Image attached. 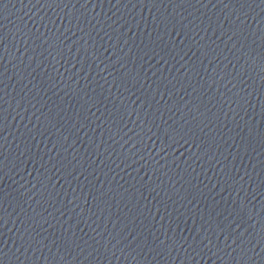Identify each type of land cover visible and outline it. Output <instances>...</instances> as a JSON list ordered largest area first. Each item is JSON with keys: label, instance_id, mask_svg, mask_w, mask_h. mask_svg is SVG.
Here are the masks:
<instances>
[{"label": "water", "instance_id": "95a60500", "mask_svg": "<svg viewBox=\"0 0 264 264\" xmlns=\"http://www.w3.org/2000/svg\"><path fill=\"white\" fill-rule=\"evenodd\" d=\"M249 4L0 0V189L264 200V5Z\"/></svg>", "mask_w": 264, "mask_h": 264}, {"label": "snow or ice", "instance_id": "6c2138e0", "mask_svg": "<svg viewBox=\"0 0 264 264\" xmlns=\"http://www.w3.org/2000/svg\"><path fill=\"white\" fill-rule=\"evenodd\" d=\"M51 3H56L57 0H50ZM60 2H63V0H60ZM89 0H85V3H88ZM111 2V0H109V3ZM117 2L119 3L120 0H117ZM139 2H144V0H139ZM149 2L151 3H155L156 0H149ZM170 3L173 2V0H169ZM185 2H190V0H180V3H185ZM197 2H199V0H197ZM252 3H255V0H251ZM37 3H40V0H37ZM45 3H49V0H45ZM244 4H249V0H243ZM259 5H264V0H259ZM243 6V5H242ZM249 7H251V4H249ZM261 11L264 12V8H261ZM237 20H240V17L237 16ZM172 21H169V23H171ZM244 21L241 20V24H243ZM94 27V26H93ZM165 27H167V23L165 24ZM173 27H175V25H173ZM82 30V29H81ZM231 39V37H230ZM0 43H2V39H0ZM83 70V69H81ZM241 179H243V177H241ZM241 212H243V207H241L240 212H237V215H239ZM231 215V213H230ZM0 219H2V217H0ZM47 222V221H46ZM235 223V221H233ZM240 227L239 224H237V228ZM228 228L231 229L229 235H233L235 234V239L233 240V243L237 245V247L240 249V252L242 253V258L247 256L248 251H252L255 252L254 248H248L246 249L243 245H244V233H236L235 229L231 228V224L228 225ZM223 231V229H222ZM228 237H225V240H227ZM204 239H208V243L211 244L212 241L210 238L205 237ZM217 239H219V237H217ZM21 243L19 245V247L16 248V252L19 253L21 251V249H24V252L26 253L28 251V249L34 248L36 250H41L42 248H48L49 253H52V247H50L48 244L44 243L43 240H37L35 237H31L29 236V238H25L24 236L20 237ZM195 242V240H194ZM98 243V242H97ZM161 243H164L163 241H161ZM249 244H251V241H248ZM85 244H87V241H85ZM52 245L55 246L57 248V251L60 250V245L57 244V242L54 240L52 242ZM72 245H75V248L79 249L81 253H84L87 249L82 247L75 239L72 240H65L63 243V247L65 248V250H68L72 247ZM200 245H204V241L203 239H201L199 241V244L197 245V247H199ZM88 247H91V245H89ZM106 247V246H105ZM204 247H207V245H204ZM226 247H231V245H226ZM195 250V249H193ZM203 249L201 248V251ZM235 251V249H233ZM94 251L98 252L99 249H94ZM209 251H211V249H209ZM218 251H223V249H218ZM92 253L90 252L89 255H91ZM21 255H23V253H21ZM54 255V254H53ZM114 255V253H113ZM26 259H28L29 257L27 255H24ZM47 258V257H45ZM17 259H19V256H17ZM249 259H251V257H249ZM261 264H264V259H262Z\"/></svg>", "mask_w": 264, "mask_h": 264}]
</instances>
